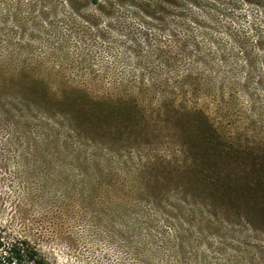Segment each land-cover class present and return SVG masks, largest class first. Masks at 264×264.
<instances>
[{
	"label": "rangeland",
	"instance_id": "1",
	"mask_svg": "<svg viewBox=\"0 0 264 264\" xmlns=\"http://www.w3.org/2000/svg\"><path fill=\"white\" fill-rule=\"evenodd\" d=\"M27 245L264 264V0H0V256Z\"/></svg>",
	"mask_w": 264,
	"mask_h": 264
},
{
	"label": "trees",
	"instance_id": "2",
	"mask_svg": "<svg viewBox=\"0 0 264 264\" xmlns=\"http://www.w3.org/2000/svg\"><path fill=\"white\" fill-rule=\"evenodd\" d=\"M83 103H85V106L83 107ZM83 103H81L82 108H80L79 110L75 109L74 111V115L78 116L81 115V119L77 120V125L78 127H80L81 129H85V130H90L89 131H97V127H104L105 130L108 131V129H106V125L103 122L104 120H102L101 115L99 116H95V114L91 111L93 110H98L100 107L96 106L95 103L93 102V100H89V99H84ZM88 103V104H87ZM88 105V106H87ZM128 105V104H127ZM114 108V106H112ZM115 107H120V104L118 102H116V106ZM90 108H95V109H90ZM79 112V114H78ZM128 114V112H126ZM97 124V125H96ZM100 124L102 126H100ZM201 126H204L203 124H201ZM102 131V130H101ZM109 132V131H108ZM110 134V133H109ZM210 146H213L212 142L210 141ZM212 151H215L216 148L212 147L211 148ZM145 192H151L150 189H144ZM223 192H227V190H223ZM12 251H14V255H12L11 257L7 256V257H2L0 256V264H18L19 261L21 260V258H23V256H26L28 259V262H31V264H46L43 260V258H41L38 254V252L36 251V249L32 246L27 245L25 248L23 247L22 250L19 249H13ZM22 251V252H21Z\"/></svg>",
	"mask_w": 264,
	"mask_h": 264
}]
</instances>
